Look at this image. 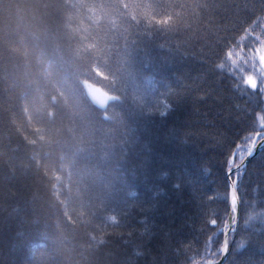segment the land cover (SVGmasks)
Masks as SVG:
<instances>
[{"label": "trees", "instance_id": "1", "mask_svg": "<svg viewBox=\"0 0 264 264\" xmlns=\"http://www.w3.org/2000/svg\"><path fill=\"white\" fill-rule=\"evenodd\" d=\"M135 2L0 0V264L220 259L213 253L224 234L210 248L206 242L216 231L211 219L222 228L228 210L216 199L226 191L223 162L242 137L255 136L252 123L264 108V94L244 83L264 54L246 33L264 39V6L260 0H175L186 5L171 9L183 16L179 30L140 36L131 52L134 83L121 75L111 91L112 75L93 83L97 53L85 56L82 29L95 21L107 31L114 22L127 33L135 17L125 5ZM233 3L239 7L229 11ZM245 5L255 15L242 11ZM225 45L234 49L239 71L232 61L220 67L215 53ZM124 47L120 39L113 73H119L116 61L127 59ZM83 81L121 99L101 108ZM163 171L168 178L160 179ZM173 183L181 184L179 191ZM241 193L237 230L220 264H264V153L248 165ZM102 195L108 211L100 207ZM93 212L116 222L94 219ZM18 230L23 240L14 239ZM37 237H46L47 247L33 255L29 241ZM241 243L246 247L237 256Z\"/></svg>", "mask_w": 264, "mask_h": 264}, {"label": "snow or ice", "instance_id": "2", "mask_svg": "<svg viewBox=\"0 0 264 264\" xmlns=\"http://www.w3.org/2000/svg\"><path fill=\"white\" fill-rule=\"evenodd\" d=\"M227 0H225V3ZM262 6H264V0H260ZM127 8L131 9L133 15L135 17V23L132 24L127 33H121L117 30L118 26L113 25L110 29L105 31L103 26L98 22H93L91 27L85 26L82 29L83 37L82 43L84 44L83 52L85 56H90L92 52L97 53L93 59L97 64V73L96 79H94V84H100L105 82L109 75H112V83L110 87L111 91H115V85L118 83L121 75L127 76V84L132 82L134 83L135 74L130 70V60H131V52L135 46H138L140 42V36L147 35L149 37H157L160 35H164L167 33L176 32L179 30V27L183 21V16L181 13H173L171 9L175 8H184L186 5L176 3L175 0H136L135 3L125 5ZM201 7H215V5L210 4H202ZM99 7H107V5L100 4ZM239 5L233 3L229 6V11L233 8H238ZM242 11L246 12L250 15H255V7L248 8L245 5V8ZM261 12H264V7L261 8ZM262 17H257V20L254 21V24H258L259 20ZM124 23V21H121ZM254 27L252 31H254ZM264 32V29H262ZM248 40L251 43L256 44L258 46L257 50H259V46H264V39L261 36L253 37L251 32L246 30ZM135 37V39H129V37ZM120 39L125 40V47L121 49L124 53V56L127 59H120L116 61V66L119 69V73H113L111 71V64L113 61V52L116 51V45L119 43ZM250 45L246 44L245 47H249ZM163 47V45H161ZM247 56L246 53H242ZM215 55L221 60L220 67L223 68L224 64L228 61H232L233 69L239 71L240 65L236 60L233 59L234 55H236L233 48L224 46V49L221 52L215 53ZM255 56L251 57V60L255 61ZM259 62L264 64V55L259 56ZM255 64L253 63V68ZM106 69V70H105ZM247 69L245 68V71ZM261 79L258 84L257 80L252 76H249L245 83V89L250 87L253 90H257L258 93H264V73L259 74ZM229 76L233 79L236 77L229 73ZM242 79V77H241ZM151 84V80L147 82ZM126 84V85H127ZM123 90V89H122ZM137 91H141L139 86H136ZM101 91V88H100ZM102 92V91H101ZM148 88L145 85L142 94H147ZM107 93V92H102ZM121 98L111 95H105L103 99H96L95 102L101 107L105 108L109 104L117 103ZM161 115H166V113H161ZM107 118V117H106ZM252 129L255 131V136L247 135L242 137L239 143H236L235 147L232 148L226 155L224 160V179L226 181V191L221 199L222 202L228 204V210L226 211V219L223 221V227H219L218 221L216 218L211 219L210 226L213 229H216L215 232L211 236H209L208 241L206 242V248H210L212 244H214L220 234L225 235V241L223 246L218 249L215 253H213L214 257L222 256L224 259H227L229 252V241L230 238L237 230L238 223V208L242 201V193L241 186L243 184V178L247 174L248 165L253 162V159L257 156V153H264V108L260 109V112L256 115L255 120L252 123ZM251 141V147H242L243 144H246L248 141ZM246 153V155H245ZM169 173L167 171H163L160 173V179L168 178ZM172 187L179 191L181 188L180 183H173ZM105 191L110 190V185H104ZM137 192L129 191V197L137 196ZM100 207L103 211H108L109 207L105 204V197L102 195L98 197ZM213 199L212 197L209 198ZM94 219H100L104 223L111 221L113 224L116 222V216H99L97 217L96 213H91ZM251 219V217H250ZM33 223L39 227V221H33ZM100 230H103L102 225H97ZM0 236H2V228H0ZM25 237V233L23 231H17L15 233L14 239L16 241L23 240ZM100 243H107L106 239L101 238ZM17 247L16 243H12L10 248L15 250ZM47 242L46 237L41 238L37 237L34 240L29 241V248L31 254H35L38 250L46 249ZM245 244L241 243L239 247L235 250V254L237 256L243 255V251L245 249ZM193 264H199L196 261L195 256L190 258ZM208 264H213L212 261H208Z\"/></svg>", "mask_w": 264, "mask_h": 264}, {"label": "rangeland", "instance_id": "3", "mask_svg": "<svg viewBox=\"0 0 264 264\" xmlns=\"http://www.w3.org/2000/svg\"><path fill=\"white\" fill-rule=\"evenodd\" d=\"M249 49H250V46L247 47V48L242 49V51L248 53V50H249ZM263 55H264V54H263ZM258 61H259V57H258ZM260 73H264V64H261V63L259 62V66L254 67V68H253V72H252V74L248 75V77H249V76H252L254 79L257 80V82H258V84H259L260 79H261V77H260V75H259ZM248 77H247V78H248ZM83 85H84V87H85V89H86V91H87V93H88V96L90 97V99H91L95 104H97V103L95 102L96 99H103L105 95H111L109 92H107V91H105L104 89L101 88V91H102V92H107V93H102V92L100 91V87H98V86H96V85H94L93 83H90V82H88V81H83ZM263 94H264V93H263ZM111 96H112V95H111ZM97 105H98V104H97ZM98 106H99V105H98ZM99 107H100V106H99Z\"/></svg>", "mask_w": 264, "mask_h": 264}, {"label": "water", "instance_id": "4", "mask_svg": "<svg viewBox=\"0 0 264 264\" xmlns=\"http://www.w3.org/2000/svg\"><path fill=\"white\" fill-rule=\"evenodd\" d=\"M237 216H238V213H237ZM224 241H225V235H224V240H223V244H224ZM223 246V245H222ZM224 261V258L221 256L220 259L216 262H214L213 264H220ZM200 264H208V263H200Z\"/></svg>", "mask_w": 264, "mask_h": 264}]
</instances>
